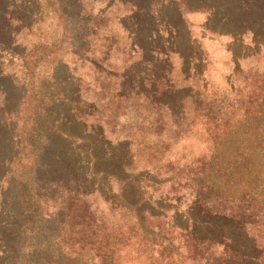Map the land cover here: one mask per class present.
<instances>
[{
  "label": "trees",
  "instance_id": "16d2710c",
  "mask_svg": "<svg viewBox=\"0 0 264 264\" xmlns=\"http://www.w3.org/2000/svg\"><path fill=\"white\" fill-rule=\"evenodd\" d=\"M60 3L0 0V187L31 205L0 264H264V0ZM113 6L120 68L87 54ZM54 14L59 39L21 45ZM205 41L226 54L218 74ZM68 53L102 75L110 115L76 64L56 75ZM16 59L21 83L4 69Z\"/></svg>",
  "mask_w": 264,
  "mask_h": 264
},
{
  "label": "rangeland",
  "instance_id": "374dc122",
  "mask_svg": "<svg viewBox=\"0 0 264 264\" xmlns=\"http://www.w3.org/2000/svg\"><path fill=\"white\" fill-rule=\"evenodd\" d=\"M70 1L71 0H62V3H60V8H64L66 10H75L77 6L69 5ZM84 5L87 7V13H91L94 16L97 14L99 3L87 4V2H85ZM56 7H58V5ZM111 9L112 10H110L105 17L107 28H103L105 24H103L105 20L103 19L101 21V27L97 31V34L94 37L89 38V51H87V54L92 52L93 55L90 56L97 60L100 59L99 57H103L106 55L109 60L107 61V63H104V65L109 68H120L125 57L122 54V48L119 44L125 38V34L121 33V30L117 25L116 13L120 11H117L116 6H113ZM202 18L203 15L199 13L187 16L188 22L191 23L193 35H196L198 33L197 24L198 22L202 21ZM44 22L45 24H41V28L39 30H33L30 35H27V37L21 36L19 39L21 45H27V49L30 50L32 49V42H38L39 37L43 38V40L46 39V41L57 40L61 37L63 31L60 20L58 18V14H54L53 16L45 15ZM67 45V43H63L60 48L67 47ZM107 47L109 48L108 51L106 50ZM203 47H205L207 59L211 64L209 65V68L212 71H217L218 74V70L222 68V65L226 60V54L222 46H220L218 43L205 41L203 42ZM22 51L23 46H20L19 49H16L15 52L19 54ZM11 59L14 60V57H12ZM63 61L65 63L64 66H60V68L57 70L56 75L61 77L64 67L69 66L71 68L74 64H76V72L81 73L86 80L88 79V81L91 82V90L89 91V95L93 97V100L99 98V110L95 114V116L101 117V113L102 115H110V112L113 110V105L110 106L108 104L111 91H98V88L103 80L102 75L98 74L90 66L89 63L75 60L69 53L64 55ZM23 66L24 64L20 62L19 59H16L15 61H12L11 64L9 62V65L7 64V67L5 66V73L8 72L10 75L11 68V74L14 76L9 77H15L16 81H19L21 83L24 77L20 68H23ZM52 69V66L49 64L38 68V70L36 69L34 78L36 84L38 85L40 82L45 83V78L53 73ZM98 78L99 80L95 81V79ZM107 82L108 81L105 82V86L109 85L112 90V84H108ZM93 85H96V87L92 88ZM12 93L14 94L16 93V91L11 92V94ZM115 104L117 103L115 102ZM123 113H125V111H123ZM107 116L103 117V119H105ZM120 119L121 118L119 117H112L113 121L111 123V128L114 131L113 134H116L117 136H119V134L115 129V126L118 125V120ZM1 132V141L5 144H9V140H11L9 131L7 129L1 128ZM4 171L5 168L1 167L0 174H2ZM7 179L8 178H5L3 180L5 181V183L1 185L2 188L0 187V246H5L6 248L10 246V243L15 238L17 227L20 226L22 222L28 220V217H30L31 215V211H29L28 209L31 205H29L28 202L23 201L26 191L21 186L13 185L11 181Z\"/></svg>",
  "mask_w": 264,
  "mask_h": 264
}]
</instances>
